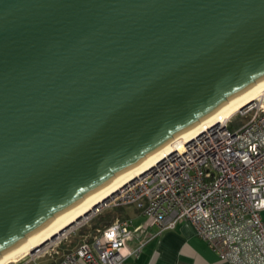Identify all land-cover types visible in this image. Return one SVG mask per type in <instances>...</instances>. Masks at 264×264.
<instances>
[{"label":"water","instance_id":"obj_1","mask_svg":"<svg viewBox=\"0 0 264 264\" xmlns=\"http://www.w3.org/2000/svg\"><path fill=\"white\" fill-rule=\"evenodd\" d=\"M264 81V0H0V258Z\"/></svg>","mask_w":264,"mask_h":264},{"label":"built area","instance_id":"obj_2","mask_svg":"<svg viewBox=\"0 0 264 264\" xmlns=\"http://www.w3.org/2000/svg\"><path fill=\"white\" fill-rule=\"evenodd\" d=\"M242 111L251 114L233 131L229 118L191 140L177 141L96 212L132 206L156 227L155 236L188 221L228 264H264V98ZM141 233L130 218L116 216L84 233L67 251H55L60 256L51 264H124L145 245Z\"/></svg>","mask_w":264,"mask_h":264},{"label":"bare ground","instance_id":"obj_3","mask_svg":"<svg viewBox=\"0 0 264 264\" xmlns=\"http://www.w3.org/2000/svg\"><path fill=\"white\" fill-rule=\"evenodd\" d=\"M260 98H264V81L180 136L179 138H177L176 140H174L173 142H171L170 144H168L166 147L130 170L128 173L114 181L112 184H110L109 186L86 200L84 203L61 217L59 220L33 236L31 239L1 257L0 264H10L13 262H17L21 258L38 252L47 245L51 244L53 241L65 234L68 230L73 228L77 223L94 214L101 205L111 199L127 183L131 182L142 172H145L147 169L154 166L155 163H157L168 152L173 150L175 146H177V141H179V143H182L191 140L200 133L204 132L206 129L210 128V126L224 123L234 114L244 110L250 104L255 102V100Z\"/></svg>","mask_w":264,"mask_h":264},{"label":"crops","instance_id":"obj_4","mask_svg":"<svg viewBox=\"0 0 264 264\" xmlns=\"http://www.w3.org/2000/svg\"><path fill=\"white\" fill-rule=\"evenodd\" d=\"M124 217L132 220V225L140 226L141 239H145L138 256H129L124 260V264H228L221 260L218 255L197 235L194 227L188 221L179 223L176 228L167 230L155 236L156 227L150 224V220L140 214L134 207L123 208ZM264 220V210L261 212ZM130 247L136 245V240L129 243ZM72 243L64 240L54 251L47 252V256L41 264H51L60 255L71 248Z\"/></svg>","mask_w":264,"mask_h":264},{"label":"rangeland","instance_id":"obj_5","mask_svg":"<svg viewBox=\"0 0 264 264\" xmlns=\"http://www.w3.org/2000/svg\"><path fill=\"white\" fill-rule=\"evenodd\" d=\"M250 114L251 112L243 113V111H239L236 114H234L228 122L229 129L233 131L238 127H240L242 124L245 123V121L250 116ZM116 211L117 209L113 207H107L99 212H95L94 214L87 217L83 221L77 223L73 228L68 230L65 234H63L61 237H59L51 244L41 249L40 251L35 252L31 255H27L21 258L19 261L10 264H34V263L41 264L40 262L46 259L45 257L47 256V252L50 251L51 248L56 249L66 239L69 240V243H72V246L76 245L84 233L92 232L95 227H99L105 224L108 217H112L116 215L115 214Z\"/></svg>","mask_w":264,"mask_h":264},{"label":"trees","instance_id":"obj_6","mask_svg":"<svg viewBox=\"0 0 264 264\" xmlns=\"http://www.w3.org/2000/svg\"><path fill=\"white\" fill-rule=\"evenodd\" d=\"M126 207V206H122V207H116L115 209H117L116 211V215L115 216H112V217H108V219L106 220L105 224L111 222L116 216H120V217H124V214H123V208ZM101 222V221H99Z\"/></svg>","mask_w":264,"mask_h":264}]
</instances>
